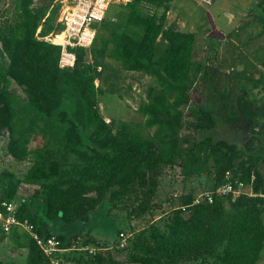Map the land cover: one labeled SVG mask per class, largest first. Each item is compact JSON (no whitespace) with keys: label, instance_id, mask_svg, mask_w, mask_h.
Instances as JSON below:
<instances>
[{"label":"trees","instance_id":"1","mask_svg":"<svg viewBox=\"0 0 264 264\" xmlns=\"http://www.w3.org/2000/svg\"><path fill=\"white\" fill-rule=\"evenodd\" d=\"M171 1L119 4L128 10L124 21L114 22L106 14L98 26L90 48L96 47L99 28H103L108 36L100 38L98 49L127 71L152 77L157 87L139 108L142 123L119 121L115 126L100 113L102 91L95 85L99 71L85 62V50H73L74 66L62 69L60 47L38 39L58 28L60 5L51 7V0L46 7H36L35 0H15L11 18L0 16V49L6 58L5 68L0 66V131L8 132L7 151L12 159L28 162L21 176L7 169L0 172V196L20 202L16 218L30 224L39 238H55L64 251L79 245L74 249L84 253L69 258L73 264H122L110 248L90 235L88 227L97 221L96 208L106 202L109 209L129 210L128 217L152 216L160 207L156 208L154 199L162 172L175 167L183 179L211 177L214 192L229 173L231 181L242 182L251 194L243 192L234 198L231 193L214 194L212 203L198 204L192 192L184 194L178 206L162 212L158 222L136 234L130 244L126 241L128 263L259 264L261 259L264 123H257L255 111L246 120L238 108L231 114L227 106L218 113L222 104L213 99L214 70L205 66L201 84L212 103L204 100L189 119L192 148L182 156L183 108L192 100L190 77L198 36L173 26L165 28L168 6L160 16L151 17L137 9L141 3ZM159 39L164 42L161 51ZM11 84L26 97L22 116L9 90ZM235 92L230 87V97L223 101L232 104ZM224 124L247 135L242 146L215 137ZM21 184L36 187L31 197L20 191ZM130 198L135 203L132 209ZM24 246L25 264H52L29 234ZM0 264L11 263L0 260Z\"/></svg>","mask_w":264,"mask_h":264},{"label":"rangeland","instance_id":"2","mask_svg":"<svg viewBox=\"0 0 264 264\" xmlns=\"http://www.w3.org/2000/svg\"><path fill=\"white\" fill-rule=\"evenodd\" d=\"M49 1L51 0H35L34 5L46 7ZM59 1L64 0H52L51 4L54 2L53 4L57 5ZM127 1H121L122 5L129 3ZM14 2L15 0H0V16L5 15L11 18ZM243 2L250 4L251 11L239 18L238 13L236 11L234 13L233 9L238 8ZM243 2L242 0H173L168 4L162 2L158 5L147 3L138 5L139 13L148 17L160 16L168 6L164 27L173 26L177 30L194 32L198 36V55L192 61L190 77L192 100L183 108L184 129L179 145V151L183 157L187 156L192 148V131L187 127V123L190 118L195 117L199 104L204 103V100L210 101L201 84L202 71L205 66L214 70L215 77L211 86L213 99L214 97L216 101L219 99L218 105L222 104V108H218V113L223 112L229 106L227 109L229 113L239 112L240 109L239 115L246 120L248 115L255 111L257 123H264V0H244ZM60 9L59 7V11L57 10L56 20ZM108 14L114 22H123V17L128 14V10L125 6L112 4L107 11ZM243 22H246L244 26L241 25ZM107 36L108 33L103 28H99L96 47L93 46L84 52L85 62L99 71L95 85L102 91L98 96L100 113L113 126L119 121L142 123L144 117L139 108L149 102L151 92L157 90L155 81L144 73L127 71L122 63L103 54L98 49L101 44L100 38ZM61 40L60 35L54 39V42L59 43ZM163 45V40L159 39L158 51L163 49ZM0 66L3 68L6 66V58L1 49ZM230 87L236 89L232 104L223 101V99H229ZM9 90L15 100H18L16 110L18 115L22 116V104L26 101V97L22 90L14 84L9 86ZM224 115L226 116L225 113ZM225 124L216 129L215 137L228 139L242 146L247 135ZM8 142V132L3 129L0 131V172L7 169L21 176L28 162L13 160L7 151ZM256 145L257 142L254 141L253 146ZM31 147L33 146L29 145L28 148ZM162 176L154 199L156 208L160 207L152 213V216L147 215L140 219L128 217L129 210L109 209L106 202L96 208L97 221L90 223L88 227L90 235L99 239V242H102L101 246L112 248L111 254L122 264L130 263H128L127 251L119 247L121 232L130 244L136 234L147 229L152 222H158L162 212L166 213L173 206H178L177 202L184 194L192 192L195 199L205 193L214 192L213 180L206 175L183 179L179 174V168L175 167L165 168ZM35 188V186L26 184L20 185V191L28 197H31ZM243 192L251 194V189L244 186ZM236 196L232 194L233 198ZM168 200L173 201V204ZM128 202L131 203L132 209L135 206L133 198H130ZM19 204V201H15L16 209ZM262 218L264 220V214ZM130 226L131 229H129ZM16 233H3L0 227V260L11 264H25L27 249L24 245L27 243L28 233L20 229ZM75 247L79 245L74 246L70 251L55 253L54 260L73 264L68 261L69 258L78 257V254L84 253L74 249ZM259 264H264V249Z\"/></svg>","mask_w":264,"mask_h":264},{"label":"built area","instance_id":"3","mask_svg":"<svg viewBox=\"0 0 264 264\" xmlns=\"http://www.w3.org/2000/svg\"><path fill=\"white\" fill-rule=\"evenodd\" d=\"M124 0H64L60 2V13L56 20L58 28L48 35L38 37L39 40L60 47L59 67L62 69L72 68L76 61L73 50L82 48L89 49L96 37L98 26L106 18L109 7L122 4ZM127 1V0H126ZM129 2V1H127ZM125 2V3H127ZM38 33L40 30L38 29ZM61 35L59 43L54 38ZM231 174L226 173V182L219 186L213 193H205L195 198L194 204L203 202L212 203L213 195H239L243 193L244 184L240 181H231ZM16 207L13 202H7L0 196V227L4 233H9L13 228H20L27 232L43 253L49 257L52 264H58L53 256L57 252L64 251L59 248V241L55 238L41 239L35 234L33 228L26 221H19L16 218ZM126 236L119 234V247L125 249L127 245ZM94 252L93 249L89 250Z\"/></svg>","mask_w":264,"mask_h":264},{"label":"crops","instance_id":"4","mask_svg":"<svg viewBox=\"0 0 264 264\" xmlns=\"http://www.w3.org/2000/svg\"><path fill=\"white\" fill-rule=\"evenodd\" d=\"M244 0H242V2H243ZM60 2V1H59ZM54 3V2H53ZM51 4V7H53V6H56V4ZM57 5H60V3H58ZM36 7H38V6H36ZM252 8V7H251ZM51 10V9H50ZM59 11V10H58ZM233 11H234V13H235V11L238 13V16H239V18H241V16L242 15H246V13L248 12V11H251V9H250V4H248V3H245V2H243L242 3V5L241 4H239V7L238 8H236V9H233ZM50 12V11H49ZM49 12H48V14H49ZM57 17V16H56ZM244 18H242V20H243ZM244 24H246V22H243V23H241V25H243L244 26ZM27 185V184H26ZM29 186V185H28ZM19 229L20 228H18V231H19ZM20 230H22V229H20ZM94 237V236H93ZM95 238V237H94ZM96 239V238H95ZM97 241H100L99 239H96ZM110 251H112V248H110Z\"/></svg>","mask_w":264,"mask_h":264},{"label":"bare ground","instance_id":"5","mask_svg":"<svg viewBox=\"0 0 264 264\" xmlns=\"http://www.w3.org/2000/svg\"><path fill=\"white\" fill-rule=\"evenodd\" d=\"M59 36H60V35H59ZM59 36H57V38H58ZM55 38H56V37H55ZM55 38H54V39H55Z\"/></svg>","mask_w":264,"mask_h":264}]
</instances>
